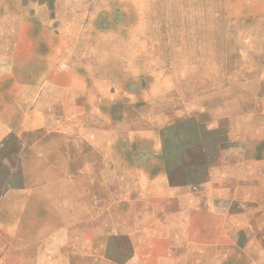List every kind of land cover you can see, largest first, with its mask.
I'll use <instances>...</instances> for the list:
<instances>
[{"label":"rangeland","instance_id":"1","mask_svg":"<svg viewBox=\"0 0 264 264\" xmlns=\"http://www.w3.org/2000/svg\"><path fill=\"white\" fill-rule=\"evenodd\" d=\"M1 96L47 111L51 159L82 153L50 162L74 210L38 264H264V0H0Z\"/></svg>","mask_w":264,"mask_h":264},{"label":"crops","instance_id":"2","mask_svg":"<svg viewBox=\"0 0 264 264\" xmlns=\"http://www.w3.org/2000/svg\"><path fill=\"white\" fill-rule=\"evenodd\" d=\"M3 98L5 97H0L1 102H4ZM35 117L41 120L38 122L34 119ZM54 127L55 124L50 123L49 114L46 110H41L37 99L29 105L24 104L21 108L20 106L12 107L0 103V246L4 243L9 248V240L10 242L15 241L16 245H12L10 250H18L16 248L17 244H23V241H25V264H38L35 257L38 256L36 252L39 254V251H36L35 247L39 245L43 261L49 262L50 258L54 257V255L44 251L45 244L51 240L50 235L53 234L48 231V227L57 225L59 228L65 226L66 229L69 218L60 214L59 216H52L51 210L57 212L60 208L61 214L65 213V209L74 210V206L69 205L68 207L58 205L55 208L49 201L47 190L50 182L46 174L49 171L51 160L75 162L80 161L82 157V153H76L73 150L71 152L68 148L62 147L56 153V158L51 159L49 151L50 137L53 134L60 133L58 130L60 128L58 127L55 130ZM30 135H36L38 139H32L29 137ZM87 155L89 160H93L94 166H96L95 153L92 154L90 151ZM31 158H37L38 161H41L37 167L30 163L28 165ZM56 165L57 163L52 162V166ZM71 172L68 173V177L70 175V177L76 178L81 175V171L75 168ZM64 176H66V173ZM35 177H41V180L36 183ZM90 183H92V180H90ZM96 205L94 211H96ZM74 221L76 223L74 222L73 225L81 224V221ZM15 225L26 226L27 232L24 234L18 231L15 234L12 233L10 227ZM40 226L41 232L37 233L35 228ZM127 238L131 241L134 240L131 234H127ZM141 246L139 245L136 250H133L134 261L132 264H140L141 260L139 261V258L143 248ZM28 250L30 251L28 252ZM93 256L96 258L98 254L94 250H88L87 257ZM105 260L110 262L107 257ZM6 261L0 260V264H9ZM112 263L115 264L113 260ZM122 264H131V262L127 258Z\"/></svg>","mask_w":264,"mask_h":264}]
</instances>
